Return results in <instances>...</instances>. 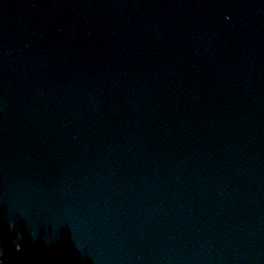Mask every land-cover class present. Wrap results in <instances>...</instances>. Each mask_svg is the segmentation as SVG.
Listing matches in <instances>:
<instances>
[{
	"label": "water",
	"instance_id": "water-1",
	"mask_svg": "<svg viewBox=\"0 0 264 264\" xmlns=\"http://www.w3.org/2000/svg\"><path fill=\"white\" fill-rule=\"evenodd\" d=\"M0 264H264V0H0Z\"/></svg>",
	"mask_w": 264,
	"mask_h": 264
}]
</instances>
